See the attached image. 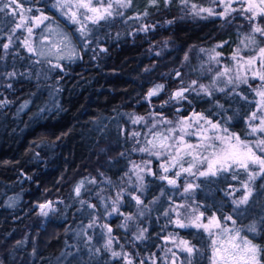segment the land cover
Returning a JSON list of instances; mask_svg holds the SVG:
<instances>
[{
    "label": "trees",
    "instance_id": "trees-1",
    "mask_svg": "<svg viewBox=\"0 0 264 264\" xmlns=\"http://www.w3.org/2000/svg\"><path fill=\"white\" fill-rule=\"evenodd\" d=\"M51 2L19 0L24 8H42L45 14L52 16L70 34L81 58L60 61L63 70L52 68L51 65L56 63L49 64V60L28 53L21 46L27 32L18 29L16 36L20 39L0 63V72L15 68L18 73H30L11 80L0 77V84L13 85L11 89L0 87V99L6 96L12 101L0 109V264H57L78 243L77 233L81 226L88 225L93 217H96V222L104 221L112 227L113 235L119 238V244L124 245L125 250L139 252L137 261L153 252L159 256L161 252L157 246L162 247L164 241L158 238L157 233L162 237L173 228L170 226L161 232V226L166 222L161 213L168 207L167 203L159 200L156 204H149V201L156 197L161 199V192L165 195L169 191L166 181L154 176L145 177L147 187L141 199L150 211L135 222L130 221L127 229L117 227L124 222L122 216L105 215L97 193L105 198H115L120 186L131 191L135 177H132V184L121 181L122 177L127 181L124 174L131 167L130 161L152 158L153 171H161L158 168L161 161L146 153L132 151L134 146L141 145H137L129 134L139 131L141 136L137 139L141 144L144 142L153 122L148 117L149 112L162 113L173 121L193 112H201L213 122H223L232 116L227 127L241 139L245 138L247 116L257 108V96L252 90L257 80H250L252 88L245 84L236 88V93L246 96L247 100L232 93L233 85H227L222 78L214 86L212 81L216 72L221 71L222 63L231 61L233 50L240 47L250 31L249 25L239 16L227 21L219 17H193L187 14V9L182 10L179 0H173L168 7L162 0L157 6H149L148 0H133L131 8L121 9L123 17L115 16L94 26L90 45L84 49L76 25L46 7ZM190 4L221 10L209 0H190ZM145 10L149 13L147 17L129 19ZM37 14L35 10L31 13ZM18 19L19 14L13 17L0 13V44L7 42L6 36ZM169 20L173 23L168 24ZM261 24L264 25V21ZM144 25L155 27H150L147 32L140 31ZM39 30L40 27L33 30L35 39ZM223 41H228V44L217 49L222 53L220 63L209 61V53L200 51L201 48L211 50ZM263 45L264 41L261 42ZM100 48L107 51L102 52ZM186 53L187 61L184 60ZM177 70L182 74L184 86L196 80L198 84L224 88L225 91H214L212 96L193 92L188 94L191 104L172 102L161 108V102L181 86L180 78L175 75ZM156 84H164L165 90L158 97H153L149 105L144 96ZM25 101L30 103L18 111ZM133 115L145 116L147 126L143 123L133 125L130 120ZM64 133L66 135H62ZM92 178L97 183L86 182L77 197L74 192L76 184ZM240 179H246V176L242 173ZM108 180H111V185ZM201 181L200 188L190 194L189 202L210 206L206 215L215 213L221 219L232 215L237 226L264 216V189L260 187L264 185V178L256 179L254 198L249 205L243 206L239 215L233 213L235 206L223 191L229 182L238 186L236 181H231L230 177L226 181L223 176ZM178 184L181 189L182 182ZM13 194L20 195V200L10 206L6 200ZM81 200L87 203L82 206ZM45 201H53L56 206L47 217L40 215L38 208ZM87 204H94L95 210ZM121 211L135 213V202L129 204L125 197ZM137 224L148 228L149 239L137 241L133 248L131 233L136 231ZM90 230L89 235L92 234ZM190 232L195 230H179L181 237L191 240L201 249V253L193 258L194 264H210L207 234L192 236ZM242 234L253 238L250 233ZM254 242L264 245V233L257 235ZM168 247H171L170 243ZM113 248L121 250L115 241ZM86 264H123V261L113 260L110 253L101 250L92 261L88 258Z\"/></svg>",
    "mask_w": 264,
    "mask_h": 264
},
{
    "label": "snow or ice",
    "instance_id": "snow-or-ice-1",
    "mask_svg": "<svg viewBox=\"0 0 264 264\" xmlns=\"http://www.w3.org/2000/svg\"><path fill=\"white\" fill-rule=\"evenodd\" d=\"M27 3H33L34 0H26ZM161 0H148L149 6H157ZM165 7H168L173 0H162ZM183 9H187V14L200 19H208L209 17H219L224 20L229 18L235 19L236 16L245 20L250 28V31L245 35L244 40L241 41L243 49L250 52H255V55H242V49L237 47L232 52L231 59L236 62L235 68L224 67L223 71H217L213 78V86L222 78L227 77L226 84L233 85L230 90L236 93V88L240 84L248 85L249 78L260 81L257 88L252 89L260 98L257 102L256 111H253L247 116L246 126L247 131L245 138L235 132H232L227 127L229 121L233 119L232 116L225 118L223 122L208 119L201 112H193L188 117H182L176 121L169 120L159 112H149L148 117L152 118L151 127L148 134L145 135L144 142L137 139L141 136L139 131H133L129 135L136 141L139 147H133V152L146 153L149 157L156 158L161 161L158 168L161 170L159 173L153 171L152 160H142L137 163L130 161L131 167L124 175L127 181L121 178L122 183L132 184V177H135V185L132 190L120 186L119 190L115 193V198H105L100 193L97 196L105 210V215H120L123 217V223L117 227L127 229L129 222H135L138 218L144 217L150 211L141 196L145 194L147 185L145 184L146 176H154L156 179L166 181L167 185L172 188H178L179 179L184 176L185 184L181 203H176L170 199L168 207L163 210L161 215L165 218V223L161 226V232H164L170 226L173 228L172 232L158 238L164 241V245L160 247L161 254L158 256L155 252L146 255L142 258L139 257V252H129L124 249V245L119 244V238L113 235V229L107 224H102L100 227L106 234V239L101 247H89L90 256L98 255L101 250L110 253V258L116 261H123V264H194L193 258L201 253V249L196 246L191 240L185 239L180 236L179 230L194 229L195 232L189 234L195 236L197 233H206L210 240L211 257L210 264H264V245L255 243V237L264 233V216L253 219L251 223L237 226L236 220L232 215L218 217L215 213L210 216L206 215L210 206L197 204L194 201L188 203L191 199V193L200 188V185L194 182H187V177L194 176L197 179L200 177L215 178L223 176L226 181H236L238 186H233L230 182L228 187L224 189L225 196L231 199V203L235 206L233 213L240 214L243 206L249 205L250 201L254 198L256 188L254 187L256 179L264 178V46L261 42L264 41V0H209L212 5L219 6L221 9L217 11L216 7H198L196 4H190V0H179ZM234 5H236L234 7ZM133 6V0H52L50 5L46 7L54 9L65 17L68 22L77 25L76 31L82 41V47L87 49L91 42V34L94 26L98 25L101 21H108L115 16L123 17L124 13L121 9H128ZM37 15H31L33 11ZM0 13H5L13 17L19 14L18 22L11 28L7 34V42L0 44L2 54H0V63L9 55L12 45L19 40L20 37L16 36L18 29H25L27 36L22 40L21 46L26 49L28 53L37 56H45L43 51H38L34 47L31 37L33 36L34 28H39L44 25L41 30L42 43L47 42L48 53L55 52L57 54V63L51 65L52 68H59L63 70V65L59 63L60 60L67 59L73 61L81 58L76 46L73 44L70 34L53 28L52 25L56 24V20L45 14L44 9L32 7L24 8L19 0H0ZM234 14H236L234 16ZM148 11L137 13L135 17L129 19H140L147 17ZM49 22L45 24V22ZM168 24L173 23L172 20L167 21ZM150 27L154 25H144L139 30L147 32ZM228 41H223L220 44L213 46L211 50L201 48V52H208V60L220 63L222 53L217 49L224 47ZM104 52L107 49L100 48ZM60 53H66L61 55ZM159 55V53H157ZM184 60H188L187 53ZM40 61H37L39 63ZM51 64V61H49ZM211 71V68L208 69ZM147 71V69H145ZM30 75V73H18L15 68L12 71L0 72V77L11 80L17 76ZM177 78H180L181 86L172 91L168 99L163 100L160 107L163 108L172 102L181 103L187 102L191 104L188 99L190 93H203L206 96H212L214 91L224 92V88H210L203 84H198L196 80H192L190 84L184 86L182 74L179 70L175 73ZM12 83L6 85L0 84V87L12 88ZM165 90L164 84H156L150 88L144 100L151 105L152 98L158 97ZM59 91V89L57 90ZM241 99L247 100L246 96L241 93ZM2 95V94H0ZM12 101L6 96L0 99V109L5 108L11 104ZM30 101H25L18 111L23 110L28 106ZM223 108V105H218ZM41 112L44 109L40 110ZM180 111L179 108L176 109ZM131 123L145 124L147 126L146 117L140 115H133L130 117ZM167 126L164 131H156L161 126ZM66 135V133L62 134ZM151 138H148V137ZM197 138L196 143H189L185 137ZM60 137H57L59 139ZM207 153V155H204ZM121 155H125L121 153ZM187 163V167H185ZM198 165H206L204 170H200ZM196 169L194 172L193 170ZM171 172V175L169 173ZM246 176V179H240L241 174ZM103 175V174H101ZM30 179V177H28ZM95 184V178L90 180H81L74 187V192L77 197L80 196L81 190L84 188L85 183ZM109 185L112 184L108 180ZM264 189V185L260 186ZM103 191V190H101ZM139 193V194H137ZM237 193H241L237 195ZM161 195H164L161 192ZM125 197L129 199V204L135 202V213H124L121 207L124 205ZM159 197L149 201V204H156ZM81 205L87 202L81 200ZM11 206V205H10ZM87 206L95 210L94 204H87ZM40 215L48 216L49 212H54V202L47 201L38 205ZM203 208V210H201ZM110 209V211H109ZM247 209H244L246 211ZM159 219V217L157 218ZM223 221V222H222ZM231 222V227L228 226ZM96 227V217L91 219V222L86 226H81L80 232L77 235L85 236L87 242L92 240V236L88 235V229ZM148 228L136 225V231L131 233L130 244L135 247L137 241L143 242L149 239L147 235ZM242 233H250L253 238L249 239L248 235ZM114 241L120 247V251L114 250ZM17 243H21L18 241ZM171 247H168V244ZM35 253V249L33 250ZM71 253H65L70 255ZM181 254L183 258L181 259Z\"/></svg>",
    "mask_w": 264,
    "mask_h": 264
},
{
    "label": "rangeland",
    "instance_id": "rangeland-1",
    "mask_svg": "<svg viewBox=\"0 0 264 264\" xmlns=\"http://www.w3.org/2000/svg\"><path fill=\"white\" fill-rule=\"evenodd\" d=\"M235 6L236 5H234V7ZM48 16H50V15H48ZM50 17H52V16H50ZM48 23L49 22H47V21L45 22V24H48ZM52 27L53 28H57L58 30H62L64 32L68 33L64 28H62L57 23L56 24H53ZM77 27L78 26L76 25V28ZM43 28H44V25H41L39 32L36 34V39L34 38L35 35L33 34V36L31 37V40L33 42L34 47H36L38 51H43L45 53V56H42V57L41 56H38L39 58H44V59H47V60L51 61L52 63H57V54L55 52H53L51 54L48 53V44H47V42H43L42 43L41 30ZM72 41H73V39H72ZM73 44L76 46V44L74 43V41H73ZM76 48H77V46H76ZM240 48L242 49V53L241 54L244 55L245 57H247L248 55H255V52H250L247 49H243L242 44L240 45ZM77 51L79 52L78 48H77ZM60 54L61 55H64L66 53H60ZM63 60H65V59H63ZM60 61H62V60H60ZM226 66L229 67V68H233L234 69L235 66H236V62L233 61L232 59H231L230 62H226V63L223 62L222 63V69H221V71H223L224 67H226ZM222 79L224 81H226L227 80V77H222ZM250 80H253V79L249 78V82H250ZM256 80H257V84L255 85V88H257L259 86V84H260V81L258 79H256ZM216 84H217V82H216ZM259 99L260 98L257 96V102L259 101ZM166 127L167 126H165V125H161V126H159L156 129V131H164L166 129ZM148 138H151V137L149 136ZM185 139L189 143H196L197 142V138H195V137H188V136H186ZM204 155H207V153H204ZM148 159L149 158H146L144 160H148ZM150 159L152 160V163H153V159L152 158H150ZM139 162H141V161H138L137 163H139ZM185 167H187V163H185ZM198 167L200 168V170H204V168H206V165H203V166L198 165ZM193 171L195 172L196 169H194ZM169 175H171V172L169 173ZM202 179H205V177H200V178L197 179L194 176H189V177H187V182H194V183H197V184H199L201 186V183H202L201 180ZM207 179H209V178H207ZM180 181L182 182L183 187H184L185 177L182 176L179 179L178 183H180ZM183 187H181V189H180L179 187L178 188H172L171 186H169V191H167V193L165 195H163L161 199H159L160 202L164 201V203H167V206L171 202L169 198H171V200H174L176 203L183 202L182 195H181V193H183ZM227 187H228V185L225 187V189ZM19 200H20V195L13 194V195L8 196V198L6 200V203L8 205H15ZM45 202H47V201H45ZM187 202L190 203L189 200ZM54 207L56 209V206L55 205H54ZM39 211H40V209H39ZM109 211H110V209H109ZM50 213L51 212H49V214ZM45 217H47V216H45ZM97 222H96V227L94 229H91L90 230L91 233H92L91 234L92 240L90 242H87L85 236L78 235V238H77L78 239V243L74 246V248L72 250L66 252V253H71V254L70 255H65L64 254L63 257L60 260H58L57 264H60V263L61 264H86V262L88 261V258L90 259V261H92V259L94 258V256H90V254H89V247L88 246H85V245L87 243L89 246L94 245L95 247H101L107 237H106V234H105L104 230L100 227V225H102V224L109 225L108 223H106L104 221L103 222L101 221V222H98V223ZM229 227H231V226H229ZM79 232H80V229L78 230V233ZM103 236H105V238ZM106 259L108 260V256L106 257Z\"/></svg>",
    "mask_w": 264,
    "mask_h": 264
}]
</instances>
